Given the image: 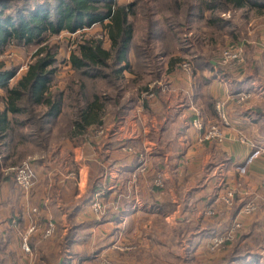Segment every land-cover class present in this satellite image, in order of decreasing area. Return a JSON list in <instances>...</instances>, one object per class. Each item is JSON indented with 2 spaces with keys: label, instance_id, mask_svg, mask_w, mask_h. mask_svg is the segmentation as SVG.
<instances>
[{
  "label": "crops",
  "instance_id": "crops-1",
  "mask_svg": "<svg viewBox=\"0 0 264 264\" xmlns=\"http://www.w3.org/2000/svg\"><path fill=\"white\" fill-rule=\"evenodd\" d=\"M155 12L157 36V30L168 32L174 23ZM207 17L181 18L174 30H182L187 43L180 45L175 39L164 45L161 36L147 38L142 25L145 34L139 42L134 39L129 53L134 72L141 67V80L125 91L121 115L109 112L102 125L72 132L62 142L55 135L44 142L50 135L45 132L28 141L34 144L25 159L35 168L29 198L1 176L6 168L0 167V264H151L155 254L161 255L163 228L175 236L186 229L182 248L190 264H226L231 246L211 258L204 251L235 221L243 228L234 243L248 246L247 264H264V21H250L245 28L234 23L237 38L225 45L248 44L246 62L239 74L220 75L222 46L215 35L204 34ZM137 50L143 51L140 57ZM146 51L154 54L152 65ZM139 58H144L140 65ZM203 60L212 66H199ZM124 75L128 83L135 79L130 72ZM244 93L251 98L238 104ZM209 102L223 104L229 122L223 144L201 142L193 127L195 111L206 125L219 121ZM99 128L104 134H95ZM7 155L0 160H9ZM158 177L163 188L154 184ZM227 190L235 191L232 208L222 200ZM98 192L106 194L101 215L93 210ZM251 203L256 211L244 216ZM49 223L55 225L53 236L32 234L27 254L28 230L34 224L46 229Z\"/></svg>",
  "mask_w": 264,
  "mask_h": 264
},
{
  "label": "trees",
  "instance_id": "trees-1",
  "mask_svg": "<svg viewBox=\"0 0 264 264\" xmlns=\"http://www.w3.org/2000/svg\"><path fill=\"white\" fill-rule=\"evenodd\" d=\"M197 1V0H196ZM159 0L164 8V16H170L174 23L170 25L168 32H160L158 35L166 41L175 39L178 45L185 44L187 41L180 35L182 30L175 31L174 28L185 18L205 19L204 21L208 32L205 35H215L217 41L223 47L227 39H236L237 30L231 19H226L223 15L243 9H264L253 0ZM18 2H25L24 6H18ZM31 4V5H29ZM147 6V3L144 5ZM135 4L122 5L117 0H51L30 3V0H0V53L10 45L35 46L38 50L35 60L28 66L26 73L14 85L10 86V81L14 79L16 73L5 70L0 65V88L5 91L3 97L0 96V140H6L13 127V117L26 113L29 107H42L45 112L39 116V122H44L43 126H52L59 120L63 110V93L54 95L51 91L53 79L56 75L55 65L57 64L56 51L50 46V37L60 35L62 32L76 34L82 30L101 25L110 42L109 48L103 46V42L93 38L82 37L84 40L78 44L77 51L70 57V64L74 71L83 78L91 79L95 82L108 81L109 86L115 85L114 81H125V72H130L135 79L130 80L129 84L136 85L141 80V67L136 72L132 68L129 60V53L133 48L135 39L134 27L136 23L132 21L135 16ZM148 10V9H145ZM150 12H148L149 14ZM143 19V24L147 25V38H156L155 23L156 19L151 13ZM168 14V15H167ZM184 17L182 20L181 18ZM234 18V17H233ZM182 25V27H184ZM203 34V37H204ZM212 39V36L210 37ZM185 40V41H184ZM165 52L168 47L164 46ZM143 51L137 50V56H141ZM153 53L145 52L150 64ZM144 58H139V65ZM149 64V62H147ZM199 66H212L205 60L197 63ZM152 65V64H151ZM218 67V66H217ZM106 70L111 74L105 73ZM218 73H230L222 67L218 68ZM139 74V75H138ZM113 82V81H112ZM126 84L128 81L126 80ZM98 90V88H97ZM96 91L87 93L86 85H82L76 92L77 99L74 101L81 104L77 109L76 121H73L72 132L83 133L92 124L102 125V117L105 112V102L109 99L106 94ZM129 90V89H128ZM209 107L214 108L213 114L219 118L216 110V103L209 102ZM118 115H121V110ZM219 121H221L219 119ZM40 134L48 133L49 129L40 128ZM35 133V132H34ZM31 133L29 141L37 135ZM8 147L11 141L7 143ZM8 148H6L7 150ZM7 152H9L7 150ZM239 232L236 238H238ZM240 237V236H239ZM234 241L226 245L231 246V253L225 259L226 264H237L243 262L247 264L250 256L248 246L240 247ZM30 241V238H29ZM225 245V246H226ZM237 262V263H236Z\"/></svg>",
  "mask_w": 264,
  "mask_h": 264
},
{
  "label": "rangeland",
  "instance_id": "rangeland-1",
  "mask_svg": "<svg viewBox=\"0 0 264 264\" xmlns=\"http://www.w3.org/2000/svg\"><path fill=\"white\" fill-rule=\"evenodd\" d=\"M42 1H50L51 0H30V3L35 2H42ZM119 4L122 5H128V4H135L136 7L134 9L135 16L132 18V21L136 23L134 26L136 28L135 31V39L137 42H139L145 32L142 29L143 25V19L144 17L150 12L154 14L156 13V9L158 13H162L161 15L164 16L165 13H163L164 8L161 2H158L159 0H117ZM196 1V0H195ZM257 2L259 5L264 6V0H253ZM147 3V6H144ZM196 3H199V0L196 1ZM25 2H18V6H24ZM31 5V4H29ZM148 9V10H145ZM168 15V14H167ZM156 17V16H154ZM226 19H231L232 22L236 24H241L245 27L249 26L250 21L258 19V21H264V9H243L240 11H237L233 14L229 13L225 15ZM234 17V18H233ZM141 25V26H140ZM234 25V24H233ZM145 30V29H144ZM247 30V29H246ZM93 38L96 40H100L103 42V46L105 48H109L110 42L106 37V33L104 28L101 25L93 26L92 28L82 30L76 34H71L67 32H62L60 35L50 37L48 40V43L50 46L54 47V50L56 51V59L57 64L55 65L56 69V75L53 79V84L51 91L54 93V95H59L62 91L63 93V110L62 114L59 117V120L52 124V126H43V123L48 120H44L43 123L39 122V116L44 113L46 110L42 107H29L26 109V113L22 115H18L16 117H13V127L11 132L8 134V137L6 140H0V155L3 157L4 155L10 154V159L8 160H0V167L4 166L6 168V172L4 174H1L3 178L6 181H12L14 182L15 186H17L15 182V170L19 167H21L24 163L29 162L26 158L28 151V145L34 144V142L29 141V136L31 133H34L37 135V137L40 136L39 129L43 128L45 131L49 129V133L45 135H49L48 138L44 140L46 142L49 139H52V136L55 135L58 140H61V142L66 138L67 136H70L72 134V127H73V121H76L78 119L77 117V109L79 108V105L81 104L74 102L77 99L76 92L78 89L81 88L82 85H86L87 93H92L93 91H96L100 94H106L107 98L109 99L107 102H105V113H111L114 114L117 113L116 116H118V111L120 110L121 106L123 105L122 100L124 99V96H126L125 91L127 92L129 90H134L136 85L126 84L125 81H114L111 78L112 85L114 84L115 87L110 86L107 83H110L108 81H103L101 83L91 81V79L83 78L81 77L78 72L74 71L70 64V57L73 53L77 51L78 44L82 42L84 39ZM236 41V40H235ZM238 42V41H236ZM231 42L229 44H236L238 47H241L245 51V62H246V48L248 44L245 42ZM223 45V47L220 49V55L222 56L223 52L226 50V48L229 46ZM38 50V47L35 46H17V45H10L6 50H4L2 53H0V65L5 70H11L14 73H16V76L14 79L10 81V86H14L18 80L22 78V76L26 73L28 66L35 60V54ZM218 61V67L220 64V59ZM107 74H111L110 71L106 70ZM147 79V78H146ZM113 81V82H112ZM262 84H264V79L261 80ZM0 95L3 97L5 95V91L0 88ZM61 95V94H60ZM251 98V97H250ZM249 98V99H250ZM125 101V100H124ZM127 101V100H126ZM247 101V100H246ZM244 101V103L246 102ZM218 105V104H217ZM216 105V110H217ZM199 111H195V113ZM218 112V111H217ZM219 115V114H218ZM219 119L221 121L216 122L215 124H209L206 125L202 115H200V120L204 124L205 129H210L212 127H218L224 132V140L222 142H217L216 140H210V141H204V142H211V143H217V144H223L225 142L226 136H225V127L226 125L223 123V120L219 116ZM194 127V126H193ZM99 130V129H98ZM98 130L96 131V135H98ZM45 135L43 137H45ZM55 139V138H54ZM11 141L10 147H8L7 143ZM45 144V143H44ZM2 145V147H1ZM7 150L9 151L7 153ZM39 152H42L41 150ZM8 154V155H9ZM7 155V156H8ZM254 154L253 156L255 157ZM4 161V162H3ZM32 164V163H31ZM34 167V166H33ZM35 169V168H34ZM8 170V171H7ZM75 174H72L74 176ZM155 184V182H154ZM19 189V187L17 186ZM157 188V187H156ZM159 189V187H158ZM20 193L21 190L19 189ZM22 197L23 194L21 193ZM106 194L104 192H98L94 195L96 198L95 202H93V210L95 211L94 204L96 202H99L101 206L100 211H95L99 215H101L103 212H105V204L102 203L101 199L104 198ZM25 198V197H24ZM186 230V229H185ZM182 231L178 234V236L170 233L169 230L163 228L161 241H162V247H161V255L155 254L154 258H151L150 263H156V264H190V259L187 253H185L184 248H182L183 242L186 240V232ZM179 237V238H178ZM235 240V239H234ZM233 240V241H234ZM228 245L222 247L218 251L226 249ZM139 248H135V251ZM204 251V249H203ZM218 251L212 252L209 250L204 251V253L209 257H213L214 253H217ZM197 257H203V254L197 256ZM203 259L200 258L199 261H202ZM154 261V262H153ZM196 260L193 261V264H195ZM102 264H113L112 261H105Z\"/></svg>",
  "mask_w": 264,
  "mask_h": 264
},
{
  "label": "built area",
  "instance_id": "built-area-1",
  "mask_svg": "<svg viewBox=\"0 0 264 264\" xmlns=\"http://www.w3.org/2000/svg\"><path fill=\"white\" fill-rule=\"evenodd\" d=\"M245 65V51L243 48L238 47L236 44H229V46L226 48V50L223 52L220 64L219 66L224 68L226 72L233 73V74H239L240 71L243 69ZM183 69L187 72L191 71V65L189 63L183 64ZM226 74V73H224ZM222 75V73H220ZM251 97V94L244 93L238 96L237 103L242 104L244 101L248 100ZM217 111L221 119L223 120V123L228 126L229 122L226 116V113L223 110V104L219 103L217 105ZM193 126L194 128L201 133L200 141H210V140H216L217 142H222L224 140V132L218 128V127H212L210 129H205L204 124L200 120V113H195V119L193 120ZM105 129L99 128L98 135L104 134ZM257 155H255L256 157ZM254 157V156H253ZM254 157V158H255ZM253 158V159H254ZM252 159V160H253ZM145 161H143L144 164ZM144 171V169H143ZM15 182L19 189L21 190V193L25 198H29L32 188L35 184V169L33 167V164L26 162L21 167L17 168L15 170ZM155 186L159 188L164 187V183L162 180V177H158L155 181ZM224 203L228 208H232L235 205V191L234 190H227L225 195L223 196ZM95 211H100L101 206L99 202H96L94 204ZM257 207L253 203L248 204L245 206L242 210V214L244 216H251L255 211ZM39 212L37 209L33 210V214L37 215ZM209 216H214V211H208ZM243 228V225L241 221H235L233 222L228 228H226L224 231L218 233L215 235L210 243H209V250L212 252L218 251L222 247H224L228 242L233 241L237 235V233ZM36 232H42L45 239H48L53 236L55 233V225L53 223H49L46 229H43L42 227L38 226L37 224L33 225L27 232L26 237L24 238L23 242V249L27 254H30L31 250L29 247V237L36 233Z\"/></svg>",
  "mask_w": 264,
  "mask_h": 264
},
{
  "label": "water",
  "instance_id": "water-1",
  "mask_svg": "<svg viewBox=\"0 0 264 264\" xmlns=\"http://www.w3.org/2000/svg\"><path fill=\"white\" fill-rule=\"evenodd\" d=\"M61 264H63V262Z\"/></svg>",
  "mask_w": 264,
  "mask_h": 264
}]
</instances>
